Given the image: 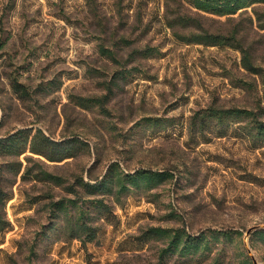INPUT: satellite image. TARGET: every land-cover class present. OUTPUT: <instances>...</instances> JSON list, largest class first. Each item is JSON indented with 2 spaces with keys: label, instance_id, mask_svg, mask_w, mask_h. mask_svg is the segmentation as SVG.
Masks as SVG:
<instances>
[{
  "label": "rangeland",
  "instance_id": "obj_1",
  "mask_svg": "<svg viewBox=\"0 0 264 264\" xmlns=\"http://www.w3.org/2000/svg\"><path fill=\"white\" fill-rule=\"evenodd\" d=\"M189 8L180 0H0V138L33 127L55 140L77 135L89 148L58 162L33 156L30 166L41 160L62 186L5 174L11 226L0 232V264H155L165 241L140 240L151 227L241 233L202 262L173 255L164 264H264V243L247 233L264 226V135L245 116L195 126L208 109H247L263 120L264 3L229 17ZM197 26L232 36L260 72L247 71L234 47L186 44ZM14 78L26 95L13 90ZM26 155H0V166L26 165ZM112 162L169 170L174 180L106 197L117 219L100 220L84 247L61 230L64 214L49 202L73 198L66 186Z\"/></svg>",
  "mask_w": 264,
  "mask_h": 264
},
{
  "label": "trees",
  "instance_id": "obj_2",
  "mask_svg": "<svg viewBox=\"0 0 264 264\" xmlns=\"http://www.w3.org/2000/svg\"><path fill=\"white\" fill-rule=\"evenodd\" d=\"M185 3L189 9L196 12L211 14L218 17H229L242 10L256 4H263L264 0H180ZM184 22L190 21L188 18H181ZM261 29H264V19H259ZM183 25L193 26L191 23H183ZM172 27V26H171ZM199 33L190 34L189 37H180L186 44H200L205 46H229L239 49L243 53V66L251 73H259L261 68L255 67L245 51L238 44L232 36L222 34H213L202 30ZM109 57H113V52L109 49L102 48ZM13 90L17 94L26 95L27 90L16 81L12 79L11 82ZM245 116L251 118L257 136L264 135V118L258 119V114L252 110L247 109H208L202 115L199 122H195L197 129L204 130L208 121L205 119L209 117H216L222 119L225 116ZM79 147L88 148L87 141L80 139L77 135H73L67 139L55 140L49 135L45 134L40 128H26L19 129L11 134L0 138V155L1 156H18L25 153L30 155L25 156L26 165L22 161H7L6 165L0 166V232L8 230L11 226L6 214V205L12 198V191L3 184L5 174H12V176L20 177L22 182L37 181L48 182L56 186H62L65 179L53 173L46 171L41 160L35 162L36 169L34 170L29 163L37 156L46 161L58 162L74 156L75 151ZM5 166V169L3 167ZM174 180V173L169 170H151L140 168L134 172L123 170L118 163H110L106 171L99 177L76 178L75 183L66 186L68 193L74 195L69 199H58L50 201L49 207L54 214H64L63 225L61 230L68 232L70 240H78L82 246L85 247L87 242H91L96 238L97 232L100 229L99 221L112 222L116 220V215L113 208L105 202L106 197L113 196L118 198L131 189L151 190L161 184L168 183ZM81 188V191L77 187ZM82 195H80L81 193ZM52 229L53 227H49ZM260 229V228H259ZM253 236H257L259 240L264 243V228L263 230H254ZM237 236H241L238 231L232 230H206L197 234L190 233L184 228L167 229L160 227H151L147 229L140 240H161L165 241L163 247L157 258V263L164 264L166 259L170 256L176 255L180 258H186L191 262L193 260L208 259L215 251L218 244H225L226 242H233ZM216 259L214 264H218ZM28 264H33L29 262ZM239 264H253V262L243 257Z\"/></svg>",
  "mask_w": 264,
  "mask_h": 264
},
{
  "label": "water",
  "instance_id": "obj_3",
  "mask_svg": "<svg viewBox=\"0 0 264 264\" xmlns=\"http://www.w3.org/2000/svg\"><path fill=\"white\" fill-rule=\"evenodd\" d=\"M259 228H264V226L253 227L250 230H248L247 233L249 234L252 230H256V229H259ZM253 264H256L254 260H253Z\"/></svg>",
  "mask_w": 264,
  "mask_h": 264
}]
</instances>
